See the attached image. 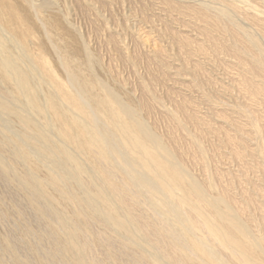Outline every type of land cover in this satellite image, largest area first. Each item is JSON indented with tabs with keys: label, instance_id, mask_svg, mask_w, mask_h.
<instances>
[{
	"label": "bare ground",
	"instance_id": "1",
	"mask_svg": "<svg viewBox=\"0 0 264 264\" xmlns=\"http://www.w3.org/2000/svg\"><path fill=\"white\" fill-rule=\"evenodd\" d=\"M165 4L159 34L190 60L162 95L132 88L66 0H0V264H264V0ZM223 58L227 101L199 113L182 92Z\"/></svg>",
	"mask_w": 264,
	"mask_h": 264
},
{
	"label": "rangeland",
	"instance_id": "2",
	"mask_svg": "<svg viewBox=\"0 0 264 264\" xmlns=\"http://www.w3.org/2000/svg\"><path fill=\"white\" fill-rule=\"evenodd\" d=\"M96 1V2H95ZM100 1V2H99ZM102 1V2H101ZM110 1V2H109ZM161 1V2H160ZM175 2L176 0H86V2H89L85 5L83 4H80L81 3V0L78 2V0H66V3H67V6H68V12L70 10H72V14L75 16L74 19H77L76 20V24L78 27H81L82 30H84L85 32H87V36H89L88 38H93L92 39V43L95 44L96 46V49L97 51L99 52V55L102 57H105L106 60L108 58H110L109 60H107V62H110L114 65V64H117V65H114L117 69V71H121L120 72V75H124L123 77L127 79V81L129 82V84L131 83V87L132 88H135L137 87H141V86H145V87H149L150 89H152L153 91H156L158 94L161 93L163 95V93L167 90H173V91H178V88L177 86H179V84L182 82V81H185V80H182L181 78H183L184 76H186L185 74V70L186 69H180V72L178 74V76L175 74H173L174 72V67H177L179 66L176 62L179 61V59H183V61L189 59V56L188 54L185 52V51H180L179 47L178 46H171L170 42L165 38L163 39L159 32H161V28L162 26L161 25H164V24H168L167 22L165 23L164 21L162 22L160 19H158L159 17L157 16L159 10L162 8L163 5H166V3H169V2ZM71 2V3H69ZM97 4L96 7L98 6V12L99 13H96L97 10L96 8H92L93 5L91 4ZM164 3V4H163ZM69 4V5H68ZM73 4V5H71ZM75 4V5H74ZM99 4V5H98ZM160 4V5H158ZM90 5V6H89ZM142 5V6H141ZM72 6V7H70ZM81 6V8H80ZM87 6V8H86ZM89 6V7H88ZM89 8L91 10H89ZM84 9H85V12H84ZM78 11V12H76ZM87 11V12H86ZM89 12V13H88ZM136 13V14H135ZM100 14V15H99ZM102 15V17H101ZM82 16V17H81ZM148 16V17H147ZM157 18H156V17ZM144 17V18H143ZM146 17V18H145ZM153 17V19H152ZM99 18V19H98ZM104 19V20H103ZM146 19V20H145ZM147 19H149L150 22L156 24V27H154L152 30L149 29V26H147L146 24V21H148ZM100 20V21H99ZM159 22H156L158 21ZM99 21V22H98ZM86 22V24H85ZM170 22V21H169ZM100 23V24H99ZM125 23V24H124ZM118 24V25H117ZM173 24V23H172ZM87 25V26H86ZM158 25V26H157ZM160 25V26H159ZM86 26V28H84ZM106 26V27H105ZM111 26V27H110ZM166 26V25H165ZM169 28H172L170 27V25H167ZM88 27V28H87ZM160 27V28H159ZM164 28V27H163ZM163 28H162V31H163ZM88 29V30H87ZM91 29V31H90ZM155 29V30H154ZM124 30V31H123ZM160 30V31H158ZM115 31V32H114ZM126 31V32H125ZM152 31V32H151ZM90 32V33H89ZM92 32V34H91ZM118 33V34H117ZM133 33V34H132ZM137 33V34H136ZM90 34V35H88ZM92 35V36H91ZM130 35V36H128ZM142 35V36H141ZM158 35V36H157ZM91 36V37H90ZM94 36V37H93ZM96 37V38H95ZM110 37V38H109ZM119 37V38H118ZM120 37L122 39H120ZM112 38V39H111ZM124 38V39H123ZM125 38H126V42H125ZM129 38V39H127ZM137 38V39H135ZM153 38V39H152ZM109 39V40H108ZM120 39V40H119ZM147 39V40H146ZM149 40V41H148ZM120 41V42H119ZM122 41V42H121ZM146 42H150L149 44L146 43ZM163 44H162V43ZM117 43H124L127 47V50L128 48L130 49V52H131V55L129 54V50L127 51L128 52V56L131 57V59H127V60H124L123 59L125 58V55L126 54H122V53H125V52H122L121 49H119V45H117ZM135 45H134V44ZM143 43V44H141ZM157 43V44H156ZM146 44V45H145ZM149 46H148V45ZM129 45V46H128ZM142 45V46H141ZM145 45V46H144ZM153 45V47H152ZM156 45V46H155ZM146 47H149L146 49ZM134 50H133V49ZM140 48V50H139ZM156 49V50H160L161 52L160 55L157 57V60H161L162 57L165 59V62L164 64L166 65V68H163V66L158 63V61L156 59H154V56L150 55L147 51L148 49L151 50V49ZM158 48V49H157ZM163 49V50H162ZM164 49H167V50H164ZM133 50V51H132ZM172 50V51H171ZM164 51V53H163ZM167 51V52H166ZM180 51V53H177V52ZM133 52V53H132ZM141 54H140V53ZM169 52V53H168ZM172 52V53H171ZM184 52L186 54V56L184 57ZM209 52V51H208ZM120 53V54H119ZM137 53L138 55L141 57H138L137 56ZM153 53V52H152ZM212 54H214L213 52H211ZM109 56H107V55ZM133 54V55H132ZM136 54V55H135ZM162 54H165V55H162ZM167 54V55H166ZM170 54V55H169ZM106 55V56H105ZM119 55V56H118ZM144 55V56H143ZM182 55V56H180ZM147 56V57H146ZM167 56V57H166ZM174 58H173V57ZM228 56H230L228 54ZM112 57V58H111ZM118 57V58H117ZM123 59H121V58ZM161 58V59H160ZM121 59V60H120ZM135 59V61L133 60ZM137 59V60H136ZM151 59L154 61H151ZM163 59V60H164ZM171 59V60H170ZM176 59V60H175ZM225 59V60H223ZM223 59H216V61H209V60H206L203 62V67H202V71H204L203 73H208L209 76H207L208 74L205 75V79L204 78H199V80L196 82L198 85L201 84L200 88V92H197L195 90L196 87L193 86L191 89L189 88V91L188 92H182V93H186L184 94L185 97L190 101L191 105L193 106L194 104L192 103H195V105L193 106L194 109L198 110L199 113H203L205 114V112H207L209 110V107L212 106L215 104L214 102H216L215 105H217V103H220L221 101L222 102H226L227 101V95L225 94V91L223 93V91H221V89H223L224 87H227V83L225 82V80H220L219 76H221V73L222 71H227L230 67V73L232 71H234V64L233 62L230 63V60L227 59V58H223ZM115 61L114 62H112ZM119 60V61H117ZM130 60V61H129ZM131 60H133V63L131 62ZM162 60V62H163ZM174 60V61H172ZM190 60V59H189ZM222 60V61H220ZM122 61V63H124L123 65L120 64ZM127 61V63H126ZM149 61V62H148ZM156 61V62H155ZM188 61V60H187ZM147 62V63H146ZM152 64H151V63ZM155 62V63H154ZM171 64H170V63ZM224 64H222V63ZM225 62V63H224ZM119 63V64H118ZM149 63V64H148ZM157 63V64H156ZM179 63V62H178ZM231 65L228 67V65ZM127 64V65H126ZM133 64V66H132ZM155 65L154 67L151 66V65ZM174 64V65H172ZM121 69L118 70L119 66ZM137 65V66H136ZM147 65V66H146ZM170 65V66H168ZM215 65V66H214ZM118 66V67H117ZM205 66V67H204ZM219 66V67H218ZM226 66V67H225ZM151 67V68H150ZM157 70H156V68ZM170 67V68H169ZM232 67V68H231ZM135 68V69H134ZM205 68V69H203ZM227 70H226V69ZM123 69V71H122ZM165 69V70H164ZM223 69V70H222ZM232 69V70H231ZM135 70V71H134ZM150 70V71H149ZM151 70L153 71H157L159 74H157V72H151ZM164 70V71H163ZM187 71V70H186ZM118 72V73H119ZM161 72V73H160ZM154 73V75H153ZM164 74V75H162ZM215 74V75H214ZM126 75V76H125ZM161 75V76H160ZM164 76V77H163ZM180 76V77H179ZM182 76V77H181ZM172 77V78H171ZM174 77V78H173ZM207 77V78H206ZM211 77V81L209 80ZM158 78V79H157ZM160 78V79H159ZM177 78V79H176ZM213 78L217 79V80H214ZM154 79V80H153ZM162 79V82H160ZM156 80L157 83H156ZM207 80V81H205ZM214 80V81H213ZM220 80V81H219ZM142 81V82H141ZM178 82V85L175 84ZM205 84H204V82ZM227 81V80H226ZM158 82H160V85ZM167 82V83H165ZM175 82V83H174ZM215 82H218L219 84H215ZM166 86H164L165 84ZM187 83V82H186ZM203 83V85H202ZM209 83V84H208ZM213 83V85L211 84ZM221 83V84H220ZM160 86H159V85ZM169 84V85H168ZM175 84V85H174ZM207 84V85H206ZM225 84V85H224ZM135 85V86H134ZM213 87H212V86ZM216 87H215V86ZM172 86V88H170ZM176 86V87H174ZM219 86V87H217ZM166 89H165V88ZM203 87V88H202ZM209 87V88H207ZM170 88V89H169ZM202 88V89H201ZM214 90H213V89ZM221 88V89H219ZM158 89L159 92H158ZM164 89V90H163ZM175 89V90H174ZM225 89V88H224ZM223 89V90H224ZM203 90V91H201ZM211 90V91H210ZM217 90V91H216ZM222 95H221V93ZM215 91V92H214ZM217 92V93H216ZM220 95H219V93ZM198 93V94H196ZM194 94V95H193ZM203 94V95H202ZM183 95V96H184ZM225 95V96H223ZM195 98H193V97ZM192 97V99H191ZM200 97V98H198ZM226 97V98H225ZM219 98V99H217ZM195 99V100H194ZM204 99V100H203ZM209 99V100H208ZM224 99H226L224 101ZM206 100V101H205ZM210 100L213 101V105L212 103H210ZM219 100V102H217ZM205 101V103H204ZM211 101V102H212ZM228 103H231V102H228ZM239 103V102H238ZM237 102L235 103V107L236 108H239L242 106V103H239L238 104ZM237 105H239L237 107ZM241 105V106H240ZM200 106V107H199ZM203 106V107H202ZM219 106V105H217ZM199 107V108H198ZM215 107V106H214ZM201 108V109H200ZM201 110V111H200ZM222 109L220 110H217L218 112H220ZM222 112V111H221ZM224 112V111H223ZM227 114H229V111H226ZM223 114V113H222ZM159 118H163L161 119V124L160 123V119L158 120V124L159 126L160 125H163V127L161 126V130L162 129H165L168 125L171 124L170 120H168L165 116H163L162 114H160ZM219 118V117H218ZM221 120H222V117H220ZM219 118V119H220ZM165 120V122H164ZM163 121V122H162ZM216 121V120H214ZM167 122V123H166ZM189 121H186L185 123L189 125L188 123ZM169 123V124H168ZM218 123H221V122H218ZM167 125V126H166ZM160 128V127H159ZM212 139V140H211ZM209 139L208 138V143L209 144H212L214 148H216V144H215V141H213V137ZM28 140H31V139H28ZM33 140V139H32ZM264 141V140H263ZM219 152L216 151V153ZM221 152V150H220ZM222 154V152H221ZM222 156V155H221ZM218 159L220 158H217V160H214V165H217L218 168L222 166V163L218 161ZM221 161H222V158H221ZM219 168V169H220ZM247 187V186H246ZM259 200V199H258ZM260 201H257V205H260L262 204V207L264 208V205L263 203L264 202H261L260 204H258ZM260 207V206H259Z\"/></svg>",
	"mask_w": 264,
	"mask_h": 264
}]
</instances>
